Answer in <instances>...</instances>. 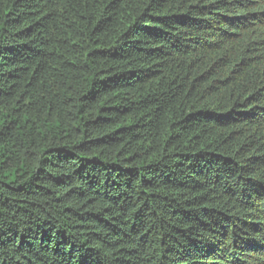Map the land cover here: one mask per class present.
<instances>
[{
    "label": "trees",
    "instance_id": "16d2710c",
    "mask_svg": "<svg viewBox=\"0 0 264 264\" xmlns=\"http://www.w3.org/2000/svg\"><path fill=\"white\" fill-rule=\"evenodd\" d=\"M0 264H264V0H0Z\"/></svg>",
    "mask_w": 264,
    "mask_h": 264
}]
</instances>
